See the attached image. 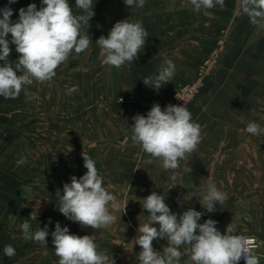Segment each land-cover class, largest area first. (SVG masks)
I'll use <instances>...</instances> for the list:
<instances>
[{"label":"crops","instance_id":"obj_1","mask_svg":"<svg viewBox=\"0 0 264 264\" xmlns=\"http://www.w3.org/2000/svg\"><path fill=\"white\" fill-rule=\"evenodd\" d=\"M99 1L104 2V7L99 8V17L93 16L98 18L96 29L99 33L108 34L116 22L127 19L129 22H141L148 38L140 50L139 58L119 69L102 65L101 61L92 66L88 59L80 57L83 66L80 72L84 76L87 73V79L81 83L86 89H81L80 95L85 97L84 102L92 97V104L85 103L84 110L73 114L75 117L82 116L83 122L70 124L66 138L60 137L59 133H56V138L51 137L54 145H67V153H44L40 149L41 139L38 135L41 129H38L41 127L37 126L40 120L36 113L42 112V105L35 102V96H32L39 92L36 91V85L25 86L15 99L0 96V264H58L59 258L55 254L51 236L56 222L62 221L70 234L76 235V232L73 221L59 218L60 202L56 192L59 189L62 195L63 185L70 183L73 175L80 178L87 171L85 167H80L81 162L84 164L80 143L84 142L83 148L88 144L98 149L96 153L90 154H96L95 159L100 158L99 150L103 146L127 147V153H137L140 147L129 139L134 125L132 117L137 114L146 116L156 103L162 110L172 104L177 87L195 78L202 58L226 32L229 35L227 38L223 36L226 41L220 66L205 86H209L212 94L216 95L212 105L218 114L210 124L211 127L215 125L212 133L221 134L224 129H228L229 134L225 138L215 136L209 139L210 150L207 148L206 152H198L203 143L199 144L198 149L188 156L187 167H196L192 169L191 175H187L184 170L182 175H175L177 170L185 167L182 161L180 168L175 171L165 172L159 160H153L143 168L148 171L147 185H152V192L159 195H165L171 177L178 178V186L173 193L179 194L176 197L181 199L172 201L173 213L182 214L192 208L203 214L198 223L207 219L215 220L222 234L230 224L236 228L237 234L258 238L256 253L260 257V264H264V134H240L235 131V125L230 124V115L224 116L234 111L238 100V112L243 114L246 122H256L264 128V29L252 25L247 16L239 14L237 0H224L223 8L217 5L200 12L193 11L189 0H145L142 8L126 6L124 0ZM30 3H35L38 9L44 6L41 0H17L12 4L8 0H0V9L10 7L13 10L11 20L16 22L21 9L17 6L22 5L26 9ZM69 3L75 14V0H69ZM10 48L9 59L14 65L18 53L12 44ZM165 59L173 61L175 72L169 83L157 92L146 86L142 79L157 75ZM74 62L72 59L71 64ZM3 63L0 61V66ZM91 75H95L94 81ZM225 81L228 87L223 86ZM25 93L34 98L29 99ZM195 102L188 105V110L192 107L191 114L202 113L201 102ZM222 116L223 122L219 125L218 120ZM75 117H68L67 124ZM248 123H245L244 129ZM100 124L103 127L97 126ZM36 127L38 129L34 131ZM31 130L35 133H31L34 135L30 137L28 134ZM21 158L24 163H18ZM58 158L65 160L66 168H59ZM101 161L105 168L100 170H109L115 178L122 175L117 165L113 168L105 164L104 158ZM126 175L138 181L140 179L133 172V167ZM209 181L226 196L225 202L217 204L214 212H208L200 203ZM189 196L191 200L186 198ZM41 208H46L44 212L49 213L51 218L50 225L45 222L51 231L46 248L41 243L24 239L21 230L22 223L32 213L37 214V219L31 221L32 231L43 226ZM63 221L70 224L65 225ZM90 235L96 238L95 242L103 238L99 234ZM6 245L14 247L13 257L4 254ZM186 248L181 246L179 249L182 252L180 264H185L189 259ZM133 251L122 250L112 259L115 264H124L126 259H134L131 257ZM118 254H124V257L119 258ZM239 264H244V261L241 260Z\"/></svg>","mask_w":264,"mask_h":264},{"label":"clouds","instance_id":"obj_2","mask_svg":"<svg viewBox=\"0 0 264 264\" xmlns=\"http://www.w3.org/2000/svg\"><path fill=\"white\" fill-rule=\"evenodd\" d=\"M17 0H8L9 4ZM43 7L37 8L30 3L27 8L19 9V18L11 20L13 10L10 7L0 9V96L5 99L18 98L25 86L33 82H51L56 69L65 63L74 52L76 55L86 51L92 39L81 29L90 27L89 21L94 16L93 0H75V6L81 14H74L69 0H41ZM193 11L212 9L219 5L224 7V0H189ZM126 6L143 7L145 0H124ZM239 14L247 16L249 22L264 29V0H237ZM11 34V40L8 39ZM148 33L142 23L129 22L127 19L118 21L111 28L107 37L96 40L100 48L102 65L121 68L126 63H133L139 58L144 48ZM10 44L15 45L18 59L15 64L10 62L12 51ZM175 72L172 60L165 59L158 74L146 77L143 83L157 92L169 83ZM73 86L69 94L77 91ZM29 99L34 97L25 93ZM122 102V99H119ZM129 139L140 147L142 152L153 160L162 162V169L167 172L180 168V161H186L201 141V126L194 122L191 112L183 105H167L163 110L156 103L147 115L137 114L132 117ZM245 131L251 135L264 134L256 122H249ZM86 173L80 178L71 177L70 183L63 185L56 196L60 202L59 212L67 219L79 223L85 228L107 229L116 217L109 211L108 205L117 207V195L109 192L104 186L103 177L99 174L95 161L86 153H82ZM21 158L18 163H24ZM184 172H192L191 167H184ZM175 178V177H173ZM127 194V189L123 192ZM128 195V194H127ZM226 200L223 192L209 181L200 197L201 205L208 212H214L216 205ZM142 208L148 213L143 224H139L138 235L123 247L132 252L135 245L142 249L138 253L140 264H180L181 246H187L188 261L185 264H260L256 253L259 245L254 237L237 234L234 227L227 226L225 233L216 227L217 221L207 219L198 223L202 213L195 209H187L182 214L171 211L165 202V195L153 191L143 199ZM37 214L30 216L22 225L23 238L41 244H48L47 226L34 232L31 221ZM158 225V227H156ZM58 264H115V261L98 251L95 237L92 235L78 236L70 234L67 226L55 224L51 233ZM165 239L167 246L162 251L153 247V241ZM8 257L15 255L12 245L4 247Z\"/></svg>","mask_w":264,"mask_h":264},{"label":"rangeland","instance_id":"obj_3","mask_svg":"<svg viewBox=\"0 0 264 264\" xmlns=\"http://www.w3.org/2000/svg\"><path fill=\"white\" fill-rule=\"evenodd\" d=\"M94 5V15L98 16V13L100 11V7H104V2L101 3L99 0L93 1ZM20 8H24V6H17ZM74 10L75 14H81L80 10L76 8L74 4ZM98 18L92 17L89 21L90 27H84L81 29L82 33L89 34L90 38L92 39L91 44L89 48L80 53L79 55H76L74 52L69 56L68 60L61 64L57 69H56V75L57 79H53L50 83L49 82H44V83H38V82H33V86L36 85L37 89L36 91L38 92L37 94H33L32 96H35V102L39 103V105H42V112H37L36 116L39 118L40 122L38 121L37 126L41 128H34L33 130L35 131L36 129L40 130V134L38 135L39 138L41 139L40 143V149L42 152H49L53 154H59V153H67L68 148L67 145H54L51 142V137L56 138V133L60 134V137L66 138L67 135V127L74 122L82 124L83 122V117H75L76 114L79 113V110H84L85 108V103L92 104V97L87 98V101L84 102L82 95H80V90H85L86 87H84L81 83L83 82L84 79H87L86 77V72L84 75H82V72L80 70L83 68L82 66V59H88L90 61V65L95 66L99 63V61L102 60V57L100 56V48L96 44V40L99 39L101 36L107 37L108 34L105 33H99L98 30L96 29L98 27ZM92 25H94V28L92 29ZM90 32V33H89ZM222 36H220L217 41L215 42L214 47L212 50L206 54L199 65L197 66L196 72H195V77L198 75V73L201 71V67L204 65V62L206 59L211 58L212 54L214 55L216 50L218 49V43H224L226 40L224 39L225 37L229 35L227 32L222 33ZM224 36V38H223ZM8 39L11 40V34H9ZM15 48V45H12ZM225 50V48H224ZM223 50V52H224ZM222 52V53H223ZM16 56V55H15ZM222 56V54H221ZM220 56V57H221ZM17 57V56H16ZM81 57V58H80ZM72 59L75 61L73 64ZM220 62H218L217 68L220 66ZM74 65V67H73ZM91 66V67H92ZM86 67L88 68V65L86 64ZM215 68L211 72V66H209V70L207 73H205V76L203 78L202 82V88L197 95V97L194 99L192 102H201L202 104V113H192V119L194 122L198 123L201 126V141L200 143H203V145L200 146V150L198 152H206V149L208 148L210 150V142L209 139L215 137V136H220L222 138H225L230 130L224 129V131L220 132L221 134H213L212 131L214 129V124L211 127L212 120L216 118L218 112H214V106L212 103L216 100V95H213L209 86H205L206 81L211 78L213 73L217 70ZM80 76V77H79ZM95 75H91V79L94 81ZM79 77V78H78ZM98 77V75H97ZM94 78V79H93ZM195 79V78H194ZM193 79V80H194ZM90 80V78H89ZM192 80V81H193ZM187 82L185 84L191 83ZM73 86L77 87V91L72 92L69 94L68 89L72 88ZM224 87H228L229 84L227 81L223 83ZM222 87V86H221ZM223 88V87H222ZM174 97V95H173ZM86 100V99H85ZM175 100L172 98V105L174 104ZM191 103V102H190ZM194 105V104H193ZM187 109L189 108L188 106L186 107ZM193 108L191 107L192 111ZM226 114L230 115V124L235 125V131H238L240 134L243 132H246L244 129V125L247 119L243 116V114L238 112V100L236 101L234 105V111L230 113H225L224 116L226 118ZM73 115V116H72ZM215 115V116H214ZM258 115V113L256 114ZM34 116V115H33ZM259 116V115H258ZM32 117V116H31ZM69 117H75V119L71 120L67 124V118ZM223 116L220 117L218 120L219 125L223 122ZM224 118V119H225ZM29 119V116L27 117ZM31 123H34L33 120H31ZM41 123V124H40ZM208 125V127H207ZM53 126V128H52ZM58 126V127H57ZM102 126L103 125H97ZM57 127V128H56ZM52 128V129H51ZM51 129V131H50ZM103 129V128H102ZM35 133L32 132V130L29 132L28 135L33 136ZM247 133V132H246ZM79 137H82L79 135ZM97 140V139H95ZM103 140V139H102ZM81 142V141H80ZM199 143V144H200ZM209 143V144H208ZM82 144L81 146V152L86 153L90 158H92L95 163L96 167L98 169L99 174L103 177V180L105 181V187L106 189L117 195V200H116V205L117 207H113V205L110 203L108 205L109 211L112 215L116 217L115 222L110 225L107 229H91V228H85L81 226L79 223L74 222V229L76 232V235L82 236V235H90V234H99L103 238L96 243L98 244L97 247L106 250V252H102L100 249L98 251H101L102 253L111 256V258L116 255V253L121 252L122 250H125L123 247L125 244L123 243H129L131 242L135 237L140 235L138 233L137 229L139 227V224H143L144 219L147 218L148 213L142 208V203L143 199L146 198L148 195L152 193V188L153 186L147 185V179H148V171L146 168H143L144 166L146 167L147 164V158L149 157L147 154L142 152V150L139 148L137 150V153L134 154H129L125 150L127 147H121V146H110L106 147L103 146L101 148L100 154H99V159H95L96 154L91 156L90 154L92 152L96 153L97 148H93L89 146L88 144L85 145L83 148L84 142L80 143ZM199 144L196 148V150L199 147ZM121 149H120V148ZM83 148V150H82ZM195 150V151H196ZM97 158V157H96ZM106 160V165L113 167L117 165L118 171L122 173L118 177L115 178L114 175L111 174L109 170H100L101 168H105L104 164L102 163V159ZM59 159V158H58ZM66 159V157H65ZM58 165L59 168H66V162L65 160H58ZM110 164V165H109ZM182 164L187 166L188 164V159L186 161H182ZM83 162H81L80 167L83 166ZM133 167V172L135 173L136 176H139V181L133 178H130L129 176L126 175V172L130 170V168ZM114 168V167H113ZM192 169H196V167H192ZM183 169L181 168L175 172V175H182L183 174ZM87 170V169H86ZM146 170V172H145ZM125 172V173H124ZM192 173H189L187 175H191ZM184 174L183 176H185ZM163 177V173L160 175V179ZM189 177V176H188ZM138 179V177H137ZM152 181V180H151ZM178 178H170V182L168 185H166V190L164 191L165 193V201L166 204L169 206L171 211H175L172 205V201L175 199H181L177 198L176 195L173 193V190L177 188L178 186ZM162 185L160 184V187ZM149 188V190H148ZM127 189V194H124L123 192ZM54 199V197H52ZM187 199L191 200L192 197H186ZM52 199V200H53ZM181 201V200H180ZM51 203V200L49 201ZM41 213H42V219H43V226L41 227L42 229L47 226V230L50 233L51 231L49 230V226L46 225V221L48 222L47 224H51V218L49 213H45L44 211L46 208H41ZM55 213H57L55 211ZM49 215V216H48ZM58 216L61 220L66 221V217L58 212ZM30 219V216L27 217ZM69 220V219H68ZM63 221V222H64ZM69 222H72L69 220ZM65 225H68L70 223L64 222ZM61 227H64L62 224V221H60ZM158 227V225H156ZM107 235H106V234ZM98 235V236H99ZM118 238L119 240H115ZM258 239V238H257ZM259 240V239H258ZM165 243H168L167 240L164 239H159V240H154V249L157 251H162L163 247L165 246ZM44 248H46V245L43 244ZM133 257L134 259H126L124 264H140V261L138 259V253L142 250L139 245H135L133 248Z\"/></svg>","mask_w":264,"mask_h":264},{"label":"built area","instance_id":"obj_4","mask_svg":"<svg viewBox=\"0 0 264 264\" xmlns=\"http://www.w3.org/2000/svg\"><path fill=\"white\" fill-rule=\"evenodd\" d=\"M217 46L218 49L216 50L215 54H212L211 58L205 60L204 65L201 67V71L198 73V75H196L195 79L191 83L182 84L177 87L174 92L173 99L175 102L173 105H183L186 107L197 97L202 88V82L205 73H207L209 70V66H211V72L217 68L218 62H220V56L225 48V42L218 43ZM250 237H254L258 244L259 241L255 236Z\"/></svg>","mask_w":264,"mask_h":264},{"label":"water","instance_id":"obj_5","mask_svg":"<svg viewBox=\"0 0 264 264\" xmlns=\"http://www.w3.org/2000/svg\"><path fill=\"white\" fill-rule=\"evenodd\" d=\"M118 257L119 258H123L124 257V254L122 255V254H118Z\"/></svg>","mask_w":264,"mask_h":264}]
</instances>
